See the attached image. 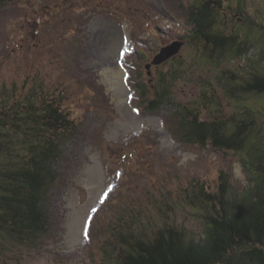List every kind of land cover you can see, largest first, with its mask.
Returning <instances> with one entry per match:
<instances>
[{
	"label": "rangeland",
	"instance_id": "obj_1",
	"mask_svg": "<svg viewBox=\"0 0 264 264\" xmlns=\"http://www.w3.org/2000/svg\"><path fill=\"white\" fill-rule=\"evenodd\" d=\"M200 1L0 3V87L13 95L26 79L27 85L37 79L53 94L62 90L78 124L64 139L60 178L47 193L49 231L20 237L0 225V264H122L130 232L153 238L161 228L175 226L187 239L205 232L212 212L197 196V181L207 191H219L225 172L230 197L249 187L244 159L264 153V93L242 86L255 68L264 70V0H222L219 9L217 31L247 41L246 56L229 51L213 56L205 39L188 32L180 16ZM240 9L251 10L258 22ZM167 32L183 35L177 39L183 43L179 59L142 70L153 88L162 89L164 81L170 87L171 102L153 111L139 104L122 63L125 51L140 43L144 65L152 63L154 51L169 44L163 41ZM77 63L95 73L91 77L101 89L73 81L81 68ZM206 88L213 100H206ZM195 106L203 118L221 115L230 131L244 122L252 125L245 150L184 139L178 127Z\"/></svg>",
	"mask_w": 264,
	"mask_h": 264
},
{
	"label": "trees",
	"instance_id": "obj_2",
	"mask_svg": "<svg viewBox=\"0 0 264 264\" xmlns=\"http://www.w3.org/2000/svg\"><path fill=\"white\" fill-rule=\"evenodd\" d=\"M12 1L0 0V3ZM186 8L183 16L177 9L173 11L188 25L193 37L208 42L213 56L227 51L235 56H246L250 52V45L245 40L240 41L238 35L231 37L222 30L217 31L222 0H202ZM240 11L258 22L251 10ZM166 34L163 41L169 44L178 38L184 39L183 35ZM142 45L125 51L122 65L128 71V85L139 93V104L158 111L166 102H171V91L166 81L163 88L157 90L143 78L142 70L149 62L144 65L142 61ZM134 53L136 58L132 57ZM178 57L177 54L173 59ZM77 64L82 69L78 67L73 81L85 87L89 85L92 90L101 89L93 82L95 77H91L95 73L81 66L82 63ZM27 82L26 79L13 95L0 87V225L20 237L49 231L51 216L46 207L47 193L60 178L57 163L64 139L78 128L65 97L60 95L62 90L53 94L42 81L35 79L28 85ZM206 89V100H213ZM64 90L67 94L69 88L65 86ZM242 90L263 94L264 70L255 68ZM189 113L178 127L184 139L206 146L212 144L218 149L245 150L252 125L244 122V126L230 131L228 121L221 115L203 118V111L197 106L189 107ZM249 156L244 163L251 172L250 185L242 195L229 196L232 184L225 172L221 174L219 191H207L204 182H196L201 204L212 212L201 236L187 239L185 232L175 226L161 228L153 238L130 232L123 240L131 247L124 253L122 264H264V153ZM252 167L257 172H252Z\"/></svg>",
	"mask_w": 264,
	"mask_h": 264
},
{
	"label": "water",
	"instance_id": "obj_3",
	"mask_svg": "<svg viewBox=\"0 0 264 264\" xmlns=\"http://www.w3.org/2000/svg\"><path fill=\"white\" fill-rule=\"evenodd\" d=\"M182 44L183 43L181 41L175 40L170 44L163 46L160 49V52L153 58L152 63L147 65V68L150 69L152 64L159 65L160 63L177 55L182 48Z\"/></svg>",
	"mask_w": 264,
	"mask_h": 264
},
{
	"label": "snow or ice",
	"instance_id": "obj_4",
	"mask_svg": "<svg viewBox=\"0 0 264 264\" xmlns=\"http://www.w3.org/2000/svg\"><path fill=\"white\" fill-rule=\"evenodd\" d=\"M134 111H138V110H135L134 109ZM101 203H103V199L101 200ZM84 235H85V239L87 240L88 239L87 231H85V234Z\"/></svg>",
	"mask_w": 264,
	"mask_h": 264
}]
</instances>
